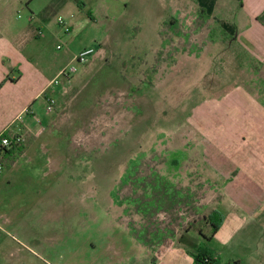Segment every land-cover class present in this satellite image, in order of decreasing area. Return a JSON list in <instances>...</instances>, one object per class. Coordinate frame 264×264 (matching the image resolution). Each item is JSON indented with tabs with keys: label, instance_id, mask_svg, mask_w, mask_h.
<instances>
[{
	"label": "rangeland",
	"instance_id": "1",
	"mask_svg": "<svg viewBox=\"0 0 264 264\" xmlns=\"http://www.w3.org/2000/svg\"><path fill=\"white\" fill-rule=\"evenodd\" d=\"M8 13L0 33L24 28L34 95L79 49L95 53L68 81L58 79L49 112L43 97L34 99L22 151L2 161L0 264H193L190 251L201 245L214 250L215 264H249L255 251L226 245L235 231L246 240L255 224L246 200L222 192L215 168L237 157L216 120L221 109L232 114L242 92L264 107L261 64L244 58L238 67L225 31L192 0H32L30 10ZM212 210L222 222L206 241L198 230L209 235ZM258 246L262 254L264 230Z\"/></svg>",
	"mask_w": 264,
	"mask_h": 264
},
{
	"label": "crops",
	"instance_id": "2",
	"mask_svg": "<svg viewBox=\"0 0 264 264\" xmlns=\"http://www.w3.org/2000/svg\"><path fill=\"white\" fill-rule=\"evenodd\" d=\"M192 1L194 8L202 10L206 17H211L228 37L234 39L235 44L246 53L249 60L261 64L264 70V0ZM31 2L32 0H14L10 4L0 1V21L9 20L8 12L11 9H19L23 5L25 9L30 10ZM28 13L27 21L30 22L33 15L31 11ZM23 32L24 28L19 27L13 29L9 37L0 33V135H21L22 131L25 132L29 124L36 119L31 111L34 99L43 97L46 105L47 96H53L52 92L57 87L47 88L49 81L33 94L32 86L25 78L30 62L28 56L21 51L20 37ZM248 94L242 92L234 101L232 114L229 110L221 109L222 100L228 101L230 96H225L218 103L221 118L229 115L231 122L227 124L223 119L216 120L222 127L221 136L225 137L223 143L230 139L231 145H235L234 154L237 161L233 164L221 161L215 169L222 170L218 178L219 183L223 185L222 192L234 200L235 204L242 205L246 200L249 209L247 215L254 218L255 224V229L248 232L244 241L237 239L235 231V237L226 243L228 250L239 241V244L245 246L241 249L255 251V258L250 259L249 264H264V251L261 254L259 251L262 249L258 246L261 232L264 230V216L262 218L263 214L259 213L264 204V107H260L262 104L256 105ZM22 115L28 119L21 121ZM220 138L219 135L217 140ZM227 170L230 171L226 172ZM247 240L250 244H246ZM166 251L167 247L159 248V252ZM214 258L217 261L216 254ZM227 263L238 264V261L229 258Z\"/></svg>",
	"mask_w": 264,
	"mask_h": 264
},
{
	"label": "trees",
	"instance_id": "3",
	"mask_svg": "<svg viewBox=\"0 0 264 264\" xmlns=\"http://www.w3.org/2000/svg\"><path fill=\"white\" fill-rule=\"evenodd\" d=\"M80 7H83V5H79ZM200 13L203 14V11L202 10H199ZM226 35V34H225ZM223 39H227V40H230L231 41V45L234 47V50H236V61H237V65L238 67H243V63H242V60L245 58L247 59L248 56L246 55V53L241 50V48H239L235 42H234V39L232 37H228L227 35L226 36H223ZM250 64H253V61L249 60V65ZM7 136L6 133H2L0 135V138L1 137H5ZM22 151V147L21 146H18V147H13L12 149L10 150H5L3 152H1V159L2 161H6L7 163L9 162H12L15 158V156ZM172 163H173V166L177 163L176 160L172 159L171 160ZM136 160L135 159H131L128 161V164H127V168H126V171L123 175L124 178H129L130 176L133 175V171L136 167ZM7 168L9 165H6ZM158 182H159V179H156ZM159 184L157 185L156 184V187L155 189H158L159 188ZM160 188L163 189V191L166 193V194H169L171 193V189L170 187H168V185H162ZM154 190V186H150V185H147L145 184L144 185V196H150L152 195V191ZM163 192V193H164ZM170 195V194H169ZM172 196L176 195L175 198L178 197V193L176 192L174 194V192H172L171 194ZM125 201V200H124ZM127 201H130V200H127ZM132 202V204L134 203V201H130ZM157 202H160L161 201H157ZM159 203V204H160ZM144 205L146 206H143L145 209L148 208V206H152V202H146L144 203ZM206 221V225L209 226V235H206V234H203L200 230H198V235L205 239L206 241H210L213 237V235L216 233V231L218 230L221 222H222V217L220 215V213L217 211V210H212L204 219ZM144 244V243H143ZM190 254L192 256V259H193V264H215L216 260L214 258L215 256V252L212 248L206 246V245H201V246H198L196 247L195 249H193L192 251H190Z\"/></svg>",
	"mask_w": 264,
	"mask_h": 264
},
{
	"label": "built area",
	"instance_id": "4",
	"mask_svg": "<svg viewBox=\"0 0 264 264\" xmlns=\"http://www.w3.org/2000/svg\"><path fill=\"white\" fill-rule=\"evenodd\" d=\"M57 24L61 26L65 33L69 32L68 24L61 18L58 17ZM57 50L60 49L59 46L56 47ZM95 53V48L87 47L85 49H82L78 51V53L72 58V60L69 62L68 66L62 68L57 76L49 82L47 88L49 87H56L59 85L58 79L61 78L64 81H68L70 77L77 72L78 66L84 65L89 58H91ZM54 104V100L51 96H47L46 105H45V111L49 112ZM23 143V137L19 134H9L5 137L0 138V172L3 169L2 166V159H1V152L7 151L12 149L13 147H18Z\"/></svg>",
	"mask_w": 264,
	"mask_h": 264
}]
</instances>
